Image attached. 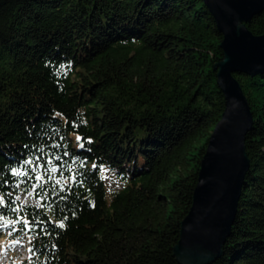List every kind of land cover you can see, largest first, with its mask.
<instances>
[{"label": "trees", "instance_id": "1", "mask_svg": "<svg viewBox=\"0 0 264 264\" xmlns=\"http://www.w3.org/2000/svg\"><path fill=\"white\" fill-rule=\"evenodd\" d=\"M247 26L264 34V12ZM222 40L203 0H0V235L29 234L32 264H182ZM235 77L251 166L206 264H264V73Z\"/></svg>", "mask_w": 264, "mask_h": 264}, {"label": "water", "instance_id": "2", "mask_svg": "<svg viewBox=\"0 0 264 264\" xmlns=\"http://www.w3.org/2000/svg\"><path fill=\"white\" fill-rule=\"evenodd\" d=\"M223 35L224 60L217 63V87L224 111L216 124L197 174L191 208L171 249L182 264H206L222 255L237 216L251 162L246 138L254 125L250 101L236 73H264V34L247 26L264 12V0H203Z\"/></svg>", "mask_w": 264, "mask_h": 264}, {"label": "built area", "instance_id": "3", "mask_svg": "<svg viewBox=\"0 0 264 264\" xmlns=\"http://www.w3.org/2000/svg\"><path fill=\"white\" fill-rule=\"evenodd\" d=\"M16 199L23 205H37L38 202L34 198V192L32 189L26 190H20L16 194ZM13 232V231H12ZM10 231H6L4 235L7 237L8 242L10 244L6 247L10 252L5 253V241H2L3 238L0 235V264H12V256L13 253H17L19 258H22L24 254H27L28 256L25 257V259H21L22 264H32V252L29 250V234L27 233H12ZM14 241H18V243H14ZM23 248V252H19L18 248ZM12 262V263H11Z\"/></svg>", "mask_w": 264, "mask_h": 264}, {"label": "rangeland", "instance_id": "4", "mask_svg": "<svg viewBox=\"0 0 264 264\" xmlns=\"http://www.w3.org/2000/svg\"><path fill=\"white\" fill-rule=\"evenodd\" d=\"M3 240L5 241V243L6 244H3V245H5V253H9L10 251L7 249L8 247V245L10 244V242H8V240H7V238L6 237H4L3 236ZM2 240V241H3ZM7 247V248H6ZM19 252H23L24 251V249L21 247V248H18L17 249ZM14 255L12 256L13 258H12V264H22L21 263V259H25V257H27L28 255L27 254H24L23 256H22V258H19V256L17 255V253H13Z\"/></svg>", "mask_w": 264, "mask_h": 264}, {"label": "snow or ice", "instance_id": "5", "mask_svg": "<svg viewBox=\"0 0 264 264\" xmlns=\"http://www.w3.org/2000/svg\"><path fill=\"white\" fill-rule=\"evenodd\" d=\"M77 139H80V138L78 137ZM61 226H63V225L61 224ZM14 243H18V241H14Z\"/></svg>", "mask_w": 264, "mask_h": 264}]
</instances>
